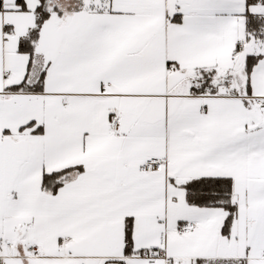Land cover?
<instances>
[{"label": "snow or ice", "instance_id": "snow-or-ice-1", "mask_svg": "<svg viewBox=\"0 0 264 264\" xmlns=\"http://www.w3.org/2000/svg\"><path fill=\"white\" fill-rule=\"evenodd\" d=\"M0 264H264V0H0Z\"/></svg>", "mask_w": 264, "mask_h": 264}]
</instances>
